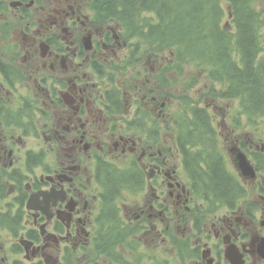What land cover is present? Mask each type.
<instances>
[{
  "label": "flooded vegetation",
  "instance_id": "flooded-vegetation-1",
  "mask_svg": "<svg viewBox=\"0 0 264 264\" xmlns=\"http://www.w3.org/2000/svg\"><path fill=\"white\" fill-rule=\"evenodd\" d=\"M80 4L59 26L44 19L41 12L58 11L42 7L44 0H0V9L21 18L23 39L10 38V62L0 58V264H104L98 240L121 243L100 234L99 222H112L113 211L159 239L155 246H211L213 264L223 262L219 246L256 254L264 220L249 211H210L205 194L200 201L159 90L141 95L131 82L125 91L117 68L127 41L99 21L92 0ZM21 46L31 52L23 58L29 78L10 70ZM113 176L124 179L111 192ZM131 192L140 199L131 202Z\"/></svg>",
  "mask_w": 264,
  "mask_h": 264
},
{
  "label": "trees",
  "instance_id": "trees-1",
  "mask_svg": "<svg viewBox=\"0 0 264 264\" xmlns=\"http://www.w3.org/2000/svg\"><path fill=\"white\" fill-rule=\"evenodd\" d=\"M257 1L105 0L103 5L111 19L117 17L125 35L138 39L137 47L175 52L178 71L202 68L223 86L218 96L239 99L248 121L259 125L264 121V16ZM191 110L192 116L183 120L187 126L181 129L179 145L186 163L193 165L189 170L200 183L199 193L213 203L235 207L242 190L224 168L212 112L198 105ZM257 161L264 171V158ZM123 179L113 176L110 191L120 189ZM111 217L110 227L121 234L116 212Z\"/></svg>",
  "mask_w": 264,
  "mask_h": 264
},
{
  "label": "rangeland",
  "instance_id": "rangeland-1",
  "mask_svg": "<svg viewBox=\"0 0 264 264\" xmlns=\"http://www.w3.org/2000/svg\"><path fill=\"white\" fill-rule=\"evenodd\" d=\"M82 1L85 0H44L42 7L54 8L58 11H43L41 13L49 24L64 26V20L67 18V15L73 11L77 12L75 8L76 3L80 4ZM257 5L264 16V0H258ZM61 6H64L62 12L59 11ZM80 10H83L82 5ZM84 10L89 11L88 3H86ZM38 15L40 16V13ZM50 15L52 18H49ZM21 25L22 22L10 10L5 8L3 11H0V58L4 62H10L13 56L11 52L5 49L9 44L10 38L15 35L14 41L19 40L21 43L23 41L22 33L17 32L21 28ZM85 36L87 35L83 34V37ZM119 52L121 59L126 56V49L121 48ZM29 53L31 52H27L25 47L21 46L19 58H15V62L11 63L10 70L14 71L16 68H19L25 77L29 78L30 75L25 73L29 62L23 61V58H26ZM120 60H116L115 62L118 64ZM133 62L137 64L135 70L131 71L128 67L127 70L120 71L121 79L126 83L125 91L130 89V82L141 85V95L152 89L149 95L155 96L153 92L156 89L159 90L161 99L167 102L164 115L167 113L169 116L179 117L184 111L189 114V107L181 101V97L184 96L189 97L192 102L201 106L211 104L209 108L210 112H212L211 114L214 118L219 137V151L226 160H230L229 163H231L229 148L233 146L235 140L242 139L247 145H253L254 138L264 140V121H260L259 125L252 124L248 121L246 114H242V108L238 99L220 98L218 92L223 86L211 80L210 75L202 68L185 66L182 67V71H178L176 69L175 52L165 50L156 53L147 47H140V53ZM127 65H130V63L128 62ZM31 76L34 77V73H31ZM137 76L140 80L132 81ZM212 103L213 105L215 104V107H212ZM41 115L42 113L37 111L35 119L38 120ZM181 175L184 179L188 178L184 172H181ZM257 193H260L257 192V187L251 185L249 187V196L245 199V202L254 201L256 203V207L259 209V221H261L263 220L262 212L264 211V207L256 202ZM129 197L131 202H135L141 196L131 192ZM124 198L125 194L121 196L120 201H123ZM204 219V217L201 218L199 222ZM128 229L127 235L121 239L119 249L131 260L141 258V262L144 264H153V262L157 261L156 259L160 261L168 259L170 264H198L197 258L187 252V246H155L159 242V239L152 240L153 235L149 237L143 230L130 227ZM105 264L112 263L109 259H106ZM246 264L253 263L248 261Z\"/></svg>",
  "mask_w": 264,
  "mask_h": 264
},
{
  "label": "water",
  "instance_id": "water-1",
  "mask_svg": "<svg viewBox=\"0 0 264 264\" xmlns=\"http://www.w3.org/2000/svg\"><path fill=\"white\" fill-rule=\"evenodd\" d=\"M236 162H237V166L238 168L242 171V173L249 177V178H255V169L252 165V163L249 161L248 156L243 153L240 152V150L238 151L237 155H236ZM261 252H262V256L264 257V246L261 247ZM229 258L234 262V259H236V261L234 263L236 264H242V261L240 260V256L236 253V252H232L229 255Z\"/></svg>",
  "mask_w": 264,
  "mask_h": 264
}]
</instances>
